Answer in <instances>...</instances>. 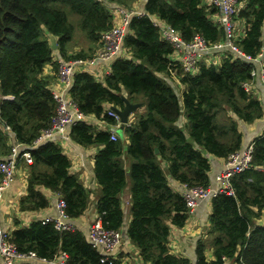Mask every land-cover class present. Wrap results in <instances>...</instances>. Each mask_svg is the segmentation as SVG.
<instances>
[{
    "label": "trees",
    "instance_id": "16d2710c",
    "mask_svg": "<svg viewBox=\"0 0 264 264\" xmlns=\"http://www.w3.org/2000/svg\"><path fill=\"white\" fill-rule=\"evenodd\" d=\"M136 1L0 0V162L13 152L8 132L32 159L21 211L48 206L40 187L64 201L69 220L87 209L86 190L70 174V161L58 143L48 140L35 146L56 112L50 78L43 76V68L51 63L57 77L56 54L63 61L92 58L102 44L101 34L115 26L114 10H131ZM140 12L143 15L130 18L124 53L112 60L103 80L89 69L73 75L67 95L85 117L71 125L69 134L79 145L101 147L95 156L94 174L100 186L96 209L104 228L120 232L125 225L120 200L129 183L130 220L125 235L141 260L189 264L169 249L171 227H182L189 214L182 193L173 190L167 175L189 188H207L210 158L226 161L238 152L242 146L239 121L248 125L263 116L262 103L244 87L255 78L251 75L256 71L253 60L264 49V0H247L238 14L247 29L237 46L251 60L231 55L217 67L200 65L196 74L177 69L184 86L181 95L170 82L173 49L154 22L176 29L185 42L199 36L214 44L224 37L223 29L212 19L218 10L203 6L201 0H145ZM74 25L89 47L70 54L67 46ZM51 37L56 40L55 50ZM124 97L140 99L143 110L118 135L117 122L106 111L123 109ZM91 117L104 127L95 129ZM112 134L116 140H111ZM252 148L251 168L231 179L233 195L218 194L210 199L214 259L207 263L201 243L196 264H223V259L233 264H264V226H253V219L264 208V170L254 168H264V132L254 138ZM9 240L18 252H34L48 261L60 254L66 256V264L99 261L98 250L80 230L59 231L51 222L33 221L15 229ZM112 264L121 263L115 259Z\"/></svg>",
    "mask_w": 264,
    "mask_h": 264
},
{
    "label": "crops",
    "instance_id": "0c3cea01",
    "mask_svg": "<svg viewBox=\"0 0 264 264\" xmlns=\"http://www.w3.org/2000/svg\"><path fill=\"white\" fill-rule=\"evenodd\" d=\"M211 0H201L203 6H209ZM145 0H141L139 7L136 8V3L131 7V10L135 12L141 9ZM247 5V0L240 1L241 10L244 9ZM116 14V13H115ZM113 15V19L116 20L117 14ZM213 21L217 23L218 16L215 14L212 17ZM247 29V25L245 20L237 18L235 21V38L236 41L239 42L245 36ZM263 39H264V26H263ZM264 44V43H263ZM89 46H87L88 48ZM124 52V50H123ZM122 52V54H123ZM72 53V51H71ZM234 56L226 48H220L216 52H212L209 56H205L204 59L198 62L196 72L198 66L204 64L206 66H215L217 67L223 61L224 58L229 56ZM61 60L59 55L56 54L54 61ZM110 62H100L96 61L94 64L88 67V71L93 72L97 76L100 75V79H102L108 72ZM170 62H172L176 68H180L182 63V54L175 53L170 56ZM256 69H258L257 64ZM43 76L50 78V89L52 91H62L61 93H67V91L62 90L60 85L58 84V80L56 77V72L53 71L52 64H47L43 68ZM172 80H170L171 84L176 88V92L181 95L184 86L181 85L180 79L182 77L176 75L171 76ZM103 80V79H102ZM248 95L253 98H257L264 107V87L263 84L256 77L253 79V84L250 85V89L248 91ZM127 99V97H126ZM140 99L135 98L134 101H129L132 104H140L141 106L131 115V122H129L130 126L134 121L136 112L139 114L142 109V103L139 102ZM137 114V115H138ZM90 122L92 126L98 130V128L104 127L103 124L99 123L98 120L91 117ZM181 123L185 122V118L182 117L180 120ZM121 128V124L115 129V134H118V129ZM239 128L242 133V146L245 142V138H249V144L252 143L254 138L262 135L264 132V114L261 118L255 120L251 124H244L242 121H239ZM110 129V127H109ZM114 131V128L112 132ZM122 132V131H121ZM120 135V133L118 134ZM122 136V134H121ZM124 137V136H123ZM9 145L11 149H13V155L17 160V166L14 171L13 181L9 184V186L4 190L2 194V198L0 201V229L11 236L12 232L17 228H24L29 226V224L33 221H41L45 217H54L56 215L55 204L58 199V195L54 192H51L49 189L40 187L39 191L46 197L48 200V206L39 211H21V201L27 195V179L29 176V165L23 158H20V154L25 151L18 150V146H22L17 144L15 141L14 134L12 132H8ZM125 138V137H124ZM58 145L61 147L64 155L70 161V169L69 172L72 175H75L80 182L82 183L86 193L88 195V207L84 211V213L77 219H70V223L72 226L78 230H80L85 236L88 234V227L90 223L99 216L96 209V201L100 196V186L98 185L95 174H94V160L97 152L100 148L92 147V146H82L77 144L72 140L69 131L56 137L54 139ZM16 143V144H15ZM127 140L125 139V144ZM37 144H40L37 143ZM42 144V143H41ZM241 146V148H242ZM225 160L216 159L215 157L210 158V170H209V179L210 186L212 188L216 187V176L221 172L223 168ZM125 167H129V163L126 162L125 158ZM162 167H166V164L163 162ZM168 182L174 191L181 193L182 185L167 175ZM121 208L124 211V226L122 230H120L121 242L119 247L116 249L114 255L116 256V260H119L121 264H147L144 263L139 254L137 248L126 238L125 231L127 228V224L130 220V184L128 183L126 189L121 193ZM211 214V200H201L197 203L193 213L188 217L187 221L182 227H171L170 237H169V249L171 254L187 259L190 264H193L197 261V247L199 244L205 245V250L203 251V255L207 263L212 262L213 250L211 248V240L212 235L210 234L211 226H210V217ZM253 226H264V208L261 210L260 216L253 219ZM73 228V229H74ZM40 264L39 262L32 261H24L16 264ZM0 264H5L4 260L0 257ZM43 264V263H41ZM45 264V263H44ZM226 264H233L232 260H228Z\"/></svg>",
    "mask_w": 264,
    "mask_h": 264
},
{
    "label": "built area",
    "instance_id": "2783aa9c",
    "mask_svg": "<svg viewBox=\"0 0 264 264\" xmlns=\"http://www.w3.org/2000/svg\"><path fill=\"white\" fill-rule=\"evenodd\" d=\"M240 1L241 0L210 1V5L207 7H214L218 10V14H216L218 16L217 24L224 31V37L222 40L214 44H208L199 36H194L192 41L185 42L176 29L154 22L155 25H159L160 27L162 39L166 40L171 45L173 49L171 55L175 53L182 54L180 68H176L172 62L169 64V71L172 76L176 75L177 69L182 70L184 73L194 74L198 62L204 59L205 56H209L212 52H216L221 47L228 49L235 57L251 60L249 56L244 55L238 48L235 38V21L241 10ZM114 11L117 14L116 20L114 19L115 26L110 31L101 34L100 42L102 44L92 58L57 61V80L62 90L68 92L71 87L72 77L76 72L87 70L88 67L96 61L103 63L110 62L118 56L123 55V39L128 29L129 20L132 15H143V13L140 12V10L135 12L134 10L121 8H117ZM262 41L264 43L263 36ZM253 62L257 64L258 69L253 71L251 75L255 78L257 77L264 87V49L253 60ZM252 84L253 80L245 85L244 88L246 92L249 91L250 85ZM61 92L62 91H53L56 112L51 119L49 127L41 132L37 142L41 140H54L56 137L68 132L71 125L85 117L78 111L75 103L68 97V95ZM106 115L112 117L117 122V125L114 127L116 129L120 125L118 115L111 109L106 111ZM111 140H116L114 134L111 135ZM252 149V143H250L242 151L240 149L238 152L231 154L227 158L221 172L216 176V187L212 188L211 186H208L207 188H189L182 185L181 193L186 203L189 216L193 213L197 203L201 200H210L218 194H226L228 196L233 195L231 179L233 176L251 168L250 161L252 158ZM20 158H23L29 165L32 164L29 152L23 151L20 154ZM16 166L17 160L15 159L13 152L10 156L0 162V201L4 190L13 181ZM254 168L257 170H264V168L261 167ZM55 211L56 215L54 217H45L41 220V223L44 224L51 222L59 231L73 230L74 227L65 213V203L59 196L55 204ZM86 237L89 243L99 252L98 264H112V261L116 259L114 253L121 242L120 232L105 230L103 228L102 220L98 216L90 223ZM9 239L10 235L4 233L0 229V257L4 260L5 264H16L18 262L21 263L32 260H35L40 264H66V256L63 254H60L58 258L53 261H48L37 257L34 252L20 253ZM227 261L228 259H223V264H226Z\"/></svg>",
    "mask_w": 264,
    "mask_h": 264
},
{
    "label": "water",
    "instance_id": "95a60500",
    "mask_svg": "<svg viewBox=\"0 0 264 264\" xmlns=\"http://www.w3.org/2000/svg\"><path fill=\"white\" fill-rule=\"evenodd\" d=\"M51 48L52 50H55L57 47L56 40L54 37L50 38ZM124 102V108H114L112 107L111 110L116 113L119 117V122L121 124V128L118 129V132L120 133L122 131L123 126H127L129 122H131V114L134 113L141 105L140 104H132L130 103L125 97L123 99ZM249 138H245V142L241 148V151L249 144ZM16 144V143H15ZM25 148L22 146H18V150L23 151ZM155 152L157 150L155 149Z\"/></svg>",
    "mask_w": 264,
    "mask_h": 264
},
{
    "label": "rangeland",
    "instance_id": "374dc122",
    "mask_svg": "<svg viewBox=\"0 0 264 264\" xmlns=\"http://www.w3.org/2000/svg\"><path fill=\"white\" fill-rule=\"evenodd\" d=\"M136 8L137 7H139V5H140V3H141V0H137L136 2ZM134 3V4H135ZM133 4V5H134ZM132 5V6H133ZM73 23H75V21H73ZM74 33H73V37H72V40H71V42L68 44V46H67V48H68V52L70 53V54H75L76 52H78L79 50H87V46H88V40L86 39V37H85V35L82 33V32H80L79 30H78V28H77V26L76 25H74ZM71 51H72V53H71ZM198 68H199V66H198ZM198 70V69H197ZM138 112V111H137ZM136 112V114H135V117L137 116V113ZM132 115V114H131ZM45 141H48V140H41V141H36V144H35V146L36 145H39V144H37V143H39L40 142V144L41 143H43V142H45ZM22 147H24V146H22ZM25 148V147H24ZM103 228H104V226H103ZM105 229V228H104ZM106 230V229H105Z\"/></svg>",
    "mask_w": 264,
    "mask_h": 264
}]
</instances>
